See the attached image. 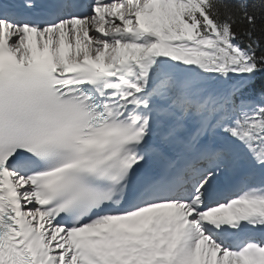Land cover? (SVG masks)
Segmentation results:
<instances>
[{
  "label": "snow or ice",
  "instance_id": "6c2138e0",
  "mask_svg": "<svg viewBox=\"0 0 264 264\" xmlns=\"http://www.w3.org/2000/svg\"><path fill=\"white\" fill-rule=\"evenodd\" d=\"M0 264H264V0H0Z\"/></svg>",
  "mask_w": 264,
  "mask_h": 264
}]
</instances>
